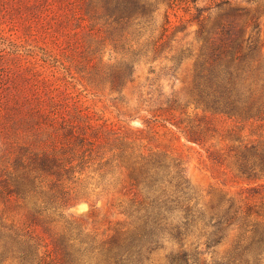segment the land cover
Wrapping results in <instances>:
<instances>
[{
  "label": "trees",
  "instance_id": "16d2710c",
  "mask_svg": "<svg viewBox=\"0 0 264 264\" xmlns=\"http://www.w3.org/2000/svg\"><path fill=\"white\" fill-rule=\"evenodd\" d=\"M65 1L70 11H80L85 16L82 19L89 22V31L99 33L105 26L106 37L94 40L98 51L111 45L109 56L104 59L102 50L96 61V57H88V79L96 84L108 81L116 90L131 80L135 58L159 51L170 27L167 10L157 24L159 7L153 6L151 0ZM214 8L218 13L211 19L210 15L200 18L203 9L196 7L195 36L202 45L201 61L194 69L192 101L183 105L176 96L157 90L153 108L147 110L155 112L154 119L166 113L184 115L173 124L181 128L187 140L201 146L209 143L207 158L218 167L224 166V173L227 168L233 170L247 185L235 193L222 192L205 209L195 202L177 157L166 152H135L128 141L130 133L86 120L80 123L78 117L68 119L57 108L37 107L33 115L41 125L36 130L42 125L50 129L49 144L42 150L21 146L12 169L1 174L0 198L16 200L19 208L28 202L33 207L30 221L21 223L0 207V264H143L148 254L166 242L175 246L166 255V264L260 262L264 255V128L257 138L246 141L234 128L219 129L206 113L217 108L237 122L264 126V56L259 16L234 5L233 0H215ZM232 17L245 18L236 34L230 32L227 22ZM49 103L53 107L54 100ZM190 104L193 107L188 112ZM87 160L96 165L92 171L100 178V195L109 193V177L114 176V171L119 173L120 189L129 197L127 205L119 208L127 218L126 227L99 236L60 212L57 215L64 228L50 247L35 232L32 222L37 213L54 205V196L37 204L36 195L44 192L47 178L51 189H62V180H80L89 167ZM48 216L43 222H58ZM230 233H234L231 248L221 257L208 258L210 250Z\"/></svg>",
  "mask_w": 264,
  "mask_h": 264
},
{
  "label": "rangeland",
  "instance_id": "374dc122",
  "mask_svg": "<svg viewBox=\"0 0 264 264\" xmlns=\"http://www.w3.org/2000/svg\"><path fill=\"white\" fill-rule=\"evenodd\" d=\"M151 1L153 6L159 7L157 24L162 22L167 10L170 27L159 51L156 54L149 51L135 58L131 80L116 90L108 81L96 84L88 79V57L94 56L93 61H96L102 50L104 59L109 56L110 41L107 39L109 45L98 51L94 40L106 37L105 26L100 27L99 33L89 31V22L82 19L85 16L80 11H70L65 0H0V178L12 169L11 163L21 146L39 150L48 146L50 129L42 125L36 130L41 124L35 119L33 109L39 107L41 110L57 108L68 119L78 117L80 123L86 120L96 126L104 124L130 133L128 141L135 152H166L177 157L195 202L205 209H209L222 192L235 193L247 185L248 182L239 180L233 170L227 168L224 173V166L218 167L207 158L209 143L201 146L187 140L181 128L173 124L184 115L166 113L154 119L155 112L147 110L153 108L152 99L158 91L176 96L183 105L192 101L194 69L201 61L202 45L195 36L198 28L196 7L203 9L200 18L210 15L213 19L218 13L214 8L215 0ZM233 4L246 7L259 16L264 56V2L233 0ZM244 20V17L229 18L230 32L236 34ZM248 33L249 28L246 29ZM154 35L157 36L158 31ZM210 36L215 37L214 34ZM51 100H54L53 107L49 105ZM190 106L186 107L188 112L192 111L193 104ZM206 113L219 129L234 128L246 141L257 138L264 128L258 127L257 122H237L217 108ZM32 138L36 140L33 142ZM85 164L89 167L80 180H62V189H51V181L47 178L42 188L44 192L36 195L37 204H44L48 197L54 196L51 199L54 205L37 213L36 221L32 222L35 232L50 247L64 228L63 220L57 215L60 212L67 219L80 221L99 236L117 227H126L127 218L119 213V208L127 205L129 197L120 189L119 173L114 171V176L109 177V193L100 195L102 186L97 187L100 178L92 171L96 165L92 160ZM15 201L0 198V207L16 222L30 221L33 204L28 202L26 207L19 208ZM47 216L58 222H43ZM233 240L234 233H230L207 257H221L231 248ZM174 247L166 242L148 254L143 264H166V255ZM258 264H264V255Z\"/></svg>",
  "mask_w": 264,
  "mask_h": 264
}]
</instances>
